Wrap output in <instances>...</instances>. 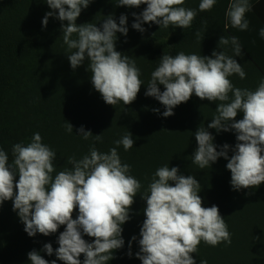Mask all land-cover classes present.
I'll use <instances>...</instances> for the list:
<instances>
[{
  "label": "clouds",
  "instance_id": "clouds-1",
  "mask_svg": "<svg viewBox=\"0 0 264 264\" xmlns=\"http://www.w3.org/2000/svg\"><path fill=\"white\" fill-rule=\"evenodd\" d=\"M46 3L58 10L59 20L68 22L62 26V39L70 52L71 67L76 69L87 57L91 82L105 103L113 106L121 101L125 105L132 103L144 84L141 72L135 60L115 48L116 34L127 35V17L122 14L118 24L109 15L102 27L93 23L77 25L82 8H87L90 0H46ZM184 3L185 0H118L117 4L147 5L141 14L133 13L136 22L132 27L143 32L141 22L156 23L163 28L169 25L191 27L197 11L183 7ZM215 3L216 0H201L199 11H210ZM250 11V0H231L225 15L233 28L247 31L250 22L245 14ZM53 15V12L46 13L42 24L46 26L48 17ZM196 36L201 43L204 35L197 31ZM259 36L264 39V27L259 30ZM229 44L234 56L241 55L242 46L237 36L221 37L218 41L219 46ZM234 74L240 79L246 78L243 67L225 51L214 50L211 56L183 51L174 57L162 55L159 66L151 73L145 95L154 97L165 107L164 117L172 116L173 109L187 102L193 94L201 100L219 101L208 128L235 130L238 143L234 155L228 159L227 144L217 151L214 137L204 127H199L195 133L198 147L192 163L204 169L218 157L228 159L226 167L231 172V185L239 190L258 187L264 182V78L255 90L241 89L234 87L229 79ZM159 85L165 90L161 92ZM238 112L243 113V118L237 121ZM65 129L73 133V126L68 122ZM79 133L84 140L94 136L83 127ZM95 141H102V134L95 135ZM114 144L116 147L102 153L93 143L89 153L81 159L68 157L67 163L72 167L64 168L54 177L56 152L42 143L38 132L27 145H13L11 164L8 154L0 149V205L13 200V210L18 212L30 237L37 233L48 236L59 226L66 225L55 250L64 264H81V254L83 264H108L113 250L124 245L121 225L130 218L141 183L129 174L131 166L122 163L117 150L120 145L125 151L130 150L134 145L132 135L128 132ZM178 173L177 167H159L142 195L146 200V219L140 230V251L136 254L142 264H195L191 254L197 253L201 241L213 247L220 243L231 244V233L219 208L204 207L198 195L199 182L194 176ZM77 208L79 214L73 219ZM82 234L93 237V242H87ZM135 239L133 236L132 240ZM44 250L48 255L53 253L50 243L44 245ZM28 258L31 264H49L35 250L28 253ZM200 264H207V260L201 259Z\"/></svg>",
  "mask_w": 264,
  "mask_h": 264
},
{
  "label": "trees",
  "instance_id": "trees-1",
  "mask_svg": "<svg viewBox=\"0 0 264 264\" xmlns=\"http://www.w3.org/2000/svg\"><path fill=\"white\" fill-rule=\"evenodd\" d=\"M200 2L185 0L182 5L197 11L191 27L163 28L156 23L141 22L143 32L132 27L136 22L133 13L141 14L146 4L128 7L119 6L118 0H90L88 7L82 8L77 25L93 23L102 27L109 15L118 24L122 14L127 17V35L116 34L115 48L135 60L144 84L132 103L125 105L121 101L113 106L105 103L95 90L87 57L76 69L71 67L70 52L62 39V26L68 22L57 18L58 10L51 9L46 0H0V149L8 154L9 164L14 159L13 145H27L37 132L42 143L56 152L53 177L64 168L72 167L67 163L68 157L81 159L93 143L100 152L107 153L116 147L115 140L128 132L132 135L133 147L125 151L120 145L117 150L122 163L131 166L129 174L140 181L141 188L134 198L129 220L121 225L124 245L113 250L108 264H142L136 255L140 251V230L146 219V200L142 195L147 192L156 170L165 165L177 167L180 175L195 177L201 185L198 195L203 206H217L231 233L230 245L220 243L213 247L201 241L197 253L191 254L195 264H200L201 259H206L207 264H264V182L258 187L239 190L231 185V172L226 165L234 155L237 133L208 128L219 101L201 100L193 94L173 109L172 116L164 117L165 107L154 97L145 95L151 73L159 66L162 55L174 57L181 51L211 56L215 50L233 56L246 72L244 79L235 74L229 77L234 87L255 90L264 78V63L257 61L247 48L240 44L241 55L234 56L231 44L218 45L221 37L233 36L231 27H225L230 23L225 15L230 0H216L214 7L204 12L199 11ZM48 12L54 15L48 17L44 26L42 21ZM197 31L204 35L201 43L197 41ZM159 88L161 92L165 90L163 85ZM242 118L243 113L238 112L235 120ZM66 122L73 126V133L66 131ZM81 127L94 136L84 140L79 133ZM199 127L214 137L217 151L229 145L228 159L218 157L204 169L192 163ZM100 134L102 141H95V135ZM78 214L77 208L73 219ZM65 228L66 225H61L48 236L37 233L30 237L18 212L13 210V200L4 201L0 205V264H31L28 253L33 250L49 264L53 260L64 264L55 250ZM83 238L89 243L94 240L87 235ZM49 243L52 255L44 250V245ZM79 259L83 264L84 255Z\"/></svg>",
  "mask_w": 264,
  "mask_h": 264
},
{
  "label": "crops",
  "instance_id": "crops-1",
  "mask_svg": "<svg viewBox=\"0 0 264 264\" xmlns=\"http://www.w3.org/2000/svg\"><path fill=\"white\" fill-rule=\"evenodd\" d=\"M250 4L252 11L245 14V18L250 22L249 29L240 31L233 28L231 23H227V28L230 26L233 36L239 38V43L247 48L257 61L264 63V39L259 36V30L264 27V0H250Z\"/></svg>",
  "mask_w": 264,
  "mask_h": 264
}]
</instances>
